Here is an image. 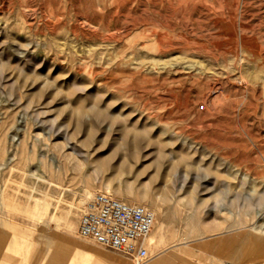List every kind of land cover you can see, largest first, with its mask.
Instances as JSON below:
<instances>
[{"label":"rangeland","instance_id":"rangeland-1","mask_svg":"<svg viewBox=\"0 0 264 264\" xmlns=\"http://www.w3.org/2000/svg\"><path fill=\"white\" fill-rule=\"evenodd\" d=\"M0 163V264L125 256L78 236L83 188L152 200L147 257L264 264V0H0Z\"/></svg>","mask_w":264,"mask_h":264},{"label":"built area","instance_id":"built-area-1","mask_svg":"<svg viewBox=\"0 0 264 264\" xmlns=\"http://www.w3.org/2000/svg\"><path fill=\"white\" fill-rule=\"evenodd\" d=\"M79 212V237L130 257L134 264L146 260L144 240L154 222V214L147 207L96 192Z\"/></svg>","mask_w":264,"mask_h":264},{"label":"bare ground","instance_id":"bare-ground-1","mask_svg":"<svg viewBox=\"0 0 264 264\" xmlns=\"http://www.w3.org/2000/svg\"><path fill=\"white\" fill-rule=\"evenodd\" d=\"M2 158H4V157H2ZM6 158V157H5ZM4 158V159H5ZM3 159V160H4ZM11 160H13V158L11 159ZM181 160V159H180ZM186 161V160H185ZM182 162V164L184 163V165H185V162H183V160L181 161ZM8 163H10V162H8ZM187 163V162H186ZM187 165V164H186ZM0 166H1V163H0ZM5 166V168H7V166L6 165H4ZM9 166V165H8ZM3 167V166H2ZM10 167V166H9ZM9 169V168H8ZM14 169V168H13ZM11 170H12V168H11ZM0 173H1V171H0ZM11 174V173H10ZM10 174H9V176H10ZM8 176V177H9ZM1 177V176H0ZM62 188V190H65L66 189V187H61ZM61 190V191H62ZM68 190V189H67ZM128 190H130V189H128ZM125 191V192H122L119 188H117L116 189V194L117 195H119L120 196V198H125V199H131V198H133V199H136L137 201H139V202H141V204L143 205V206H154L153 208V210H156V211H159L158 209H157V207L155 206V205H153V202H152V200L151 199H147V197L145 196V194L143 195V194H140V193H135V192H132V191ZM165 191V190H164ZM164 191H163V193H164ZM60 192V191H59ZM107 194L109 193V191L108 190H106L105 191ZM166 193L167 192H169L168 191V189L165 191ZM164 195H166V194H164ZM80 196H81V198H80V200H79V202H83V201H85V200H89L90 198H91V196H92V193H91V191L88 189V188H83L82 189V191L80 192ZM58 203V202H57ZM56 207V206H55ZM147 208H149V207H147ZM40 210H41V206H40V204H35L34 206H33V210H32V213H34L35 215H39V214H41L40 213ZM153 212V211H152ZM71 213L69 212V210L68 211H66V215L64 216V218H63V224H64V226H65V228L66 229H68L69 231H72L73 230V228H74V221H73V219H72V217H71V215H70ZM256 225V224H255ZM258 226V225H257ZM194 228V227H193ZM190 229V228H189ZM67 230V231H68ZM193 230V229H192ZM194 231V230H193ZM192 231V232H193ZM44 233V232H43ZM50 233V232H49ZM52 233V232H51ZM150 233V232H149ZM149 233H148V235L145 237V243H147V246L148 247H150L152 244H154L153 242H154V240L153 239H150L149 238ZM189 233H190V231H189ZM53 234L55 235V236H60V238L62 237L63 238V236L64 237H67L68 238V235L66 236V234H58L57 232H53ZM185 237V236H184ZM39 238L42 240V241H44V242H47V238H46V236L45 235H39ZM49 238V237H48ZM161 238V237H160ZM166 238V237H165ZM182 238V237H181ZM180 238V239H181ZM235 237L234 236H229V235H227L222 241H225L226 243H227V241H230V240H232V239H234ZM162 239V238H161ZM179 239V240H180ZM160 241V240H159ZM181 241H183V240H181ZM244 241H247V242H251L253 245H260V244H264V230H262V229H257L255 226H253V227H251V235H248V237H246L245 239H244ZM178 242H180V241H178ZM167 243V242H166ZM173 243H175L174 241H173ZM67 244L68 245H70V246H72L73 248H78V249H80L81 248V250H82V254H81V256H82V259H80L81 261H82V263L81 264H89V262L90 261H93V264H132L131 262H132V260L130 259V257L128 258V257H126V256H120V254L118 255V254H116V253H112V252H108V251H106L105 249H103V248H101L100 246H97L96 245V247L94 248V245L92 246V247H88V246H85V247H83V246H79V243H76V244H78V245H75L73 242H70V240L69 241H67ZM157 244V243H156ZM246 244V243H245ZM244 244V245H245ZM52 245V244H51ZM53 245H55L56 247H57V249H56V247H55V249L57 250V252L59 253V254H63L64 252L63 251H67V250H64L63 249V246L60 244V241L59 240H57V242H55ZM222 245V244H221ZM168 246V245H167ZM204 246H206L205 244H204ZM210 246V245H209ZM155 247H156V245H155ZM166 247V246H165ZM168 247H166V248H159L160 249V251H158V252H156V253H150V254H148V257H146V260L142 263V264H166L167 262H168V258H169V253L168 252H166V253H168V254H166V253H164L166 250L168 251V249H167ZM170 250V249H169ZM55 251V250H54ZM176 251V250H175ZM175 251H174V253H175ZM49 252V249L47 248L46 249V251H45V255H47V253ZM152 252V251H151ZM177 253V252H176ZM175 253V254H176ZM54 254V253H53ZM52 254V257H50L49 258V263H47V264H60V262H62V261H60L57 257H53V256H56V254H54L53 255ZM65 254V253H64ZM64 254H63V256H64ZM173 254V253H172ZM179 254V253H178ZM45 255H43L41 258H40V261H39V263L37 262V264H44V256ZM58 255V254H57ZM177 255V254H176ZM59 257H61V255H59ZM178 257V256H177ZM45 264H46V260H45ZM68 264H70V263H68Z\"/></svg>","mask_w":264,"mask_h":264}]
</instances>
